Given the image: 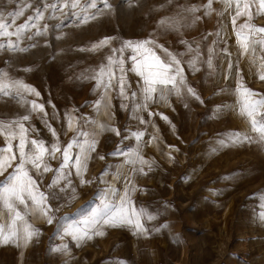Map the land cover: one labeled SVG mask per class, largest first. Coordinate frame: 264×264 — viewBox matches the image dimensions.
<instances>
[{"label": "rangeland", "instance_id": "374dc122", "mask_svg": "<svg viewBox=\"0 0 264 264\" xmlns=\"http://www.w3.org/2000/svg\"><path fill=\"white\" fill-rule=\"evenodd\" d=\"M73 2L0 0V23L8 24V31L35 17L37 10L42 13L19 38L0 37L5 45L0 47V83L22 82L40 94L22 89L18 94L16 87L0 91V125L28 115L24 123L30 138L48 145L54 137L45 120L56 130L61 147L76 130L96 141L95 150L83 154L80 175L70 169L71 184L60 178L49 188L60 153L48 161L53 171L42 176L29 166L39 190L54 192L57 198L49 197L43 205L29 200L27 208L17 205L23 220L16 228L22 233L30 225L36 234L27 242H0V264H264V140L240 114L235 94L240 78L264 94V49L259 44L247 51L241 47L231 23L233 9L224 0H213L207 14L208 0H107L110 7L96 0L97 8L88 7L92 0H76L75 8ZM65 3L69 6L62 7ZM193 7L199 10L190 11ZM252 12L250 21L247 16L237 20V28L246 21L264 27V15L255 8ZM106 37L114 38L110 45L91 50ZM9 39L16 48L7 46ZM145 39L181 60L185 84L179 94H157L145 107L139 78L131 72L127 100L119 96L118 87L107 93L96 88L92 77L107 64L112 49L125 40ZM154 50L167 58L160 47ZM130 67L127 62L125 68ZM32 101L43 104L44 112L32 111ZM66 114L72 117L71 129ZM133 133L142 135L136 139ZM233 133L252 140L232 143ZM84 140L83 135L77 138L78 143ZM4 145L5 136L0 135V147ZM117 150L120 155H110ZM78 151L73 149V161ZM137 154L148 163L141 164ZM16 163L18 158L13 167ZM126 190L137 211H143L144 234L103 223ZM97 210L100 222L85 224ZM13 215L0 200L5 233ZM74 232L81 238H74Z\"/></svg>", "mask_w": 264, "mask_h": 264}, {"label": "snow or ice", "instance_id": "6c2138e0", "mask_svg": "<svg viewBox=\"0 0 264 264\" xmlns=\"http://www.w3.org/2000/svg\"><path fill=\"white\" fill-rule=\"evenodd\" d=\"M213 0H208L205 5L206 14L212 8ZM104 7H110L107 0H102ZM227 8L233 9V14L231 15V23L233 25V30L237 36L238 42L241 47L247 51L249 47H253L259 44L262 49H264V27H254L249 22L239 25L237 28V20L242 16H247L250 21L253 15V8H255L258 15H264V0H224ZM69 5L65 3L62 7H68ZM77 6L76 0L72 3L71 7L75 8ZM47 7V6H46ZM54 10L56 5H51ZM91 8H97L96 0H92V3L88 5ZM199 9L193 7L190 11L195 12ZM15 15V14H14ZM74 17L79 18L73 13ZM42 13L37 10L35 17H29L28 21L20 25L14 32L8 31L9 25L6 23H0V37L16 36L19 38L23 30L29 28L33 20L41 18ZM89 16H84V20H88ZM164 24V21H161ZM245 30L247 32L245 33ZM41 33L37 31L36 35ZM219 36L220 33L218 32ZM32 37H29L31 39ZM112 37H106L99 41L97 44L92 46L93 51L103 48L111 44ZM181 43H185L181 41ZM5 45L0 44V47ZM7 46L9 48H16L17 45L13 43L11 39L8 40ZM155 47H160L166 55V59H162L161 56L157 55L154 50ZM191 50V45H189ZM227 52V49H224ZM130 52L131 54L125 59V53ZM210 54L212 50H209ZM113 55L107 58V64L101 65L99 71L92 78L96 80V88L103 89L104 93H107L109 89L118 87V94L124 100H127L128 91L130 88V82L127 80L128 72L134 73L139 79L137 81V87L140 96L143 99L144 106L151 101L157 94L162 98L165 93L175 92L179 94L181 88L185 84L184 70L181 65V60L177 58V54L169 52L167 49L163 48L161 45H156V42L152 39L145 40H125L121 42L120 47L112 49ZM127 62L131 63L130 68H125ZM190 66L195 68V65L190 61ZM208 66L212 67L211 55L207 61ZM232 64L229 61L228 71L231 72ZM198 70V69H197ZM264 79V76L260 77ZM228 79V76H225ZM113 80L116 81V85H113ZM10 87H16L17 93L19 94L21 89L25 92L33 93L39 97V92L29 85L23 84L22 82H15L13 84L0 83V91L8 89ZM187 91L196 95L192 88H188ZM235 94L238 97V106L241 115H246L250 119L252 131L258 133L260 138L264 140V121L258 120L257 117H264V94L257 93L243 83V79L240 78L237 81V86L235 89ZM133 99L136 98L137 92L133 91L131 93ZM199 99L198 96H196ZM104 96H101V100ZM98 107L100 100L95 102ZM32 111L44 112V105L39 104L36 101L31 103ZM122 109H126L127 105L122 103ZM149 115H152L149 113ZM47 113H45V117ZM69 128H72V117L67 115ZM163 118V117H162ZM30 117L28 115L23 116L19 120L13 121L7 125H0V135L5 136V145L0 147V177H4L2 181V187H0V200L4 202L5 207L14 213L11 219V226L7 233H5L4 228L0 225V242H19L23 239L25 242L31 240V238L36 234V230L32 229L30 225H26L23 232L16 228V223L19 220H23L21 212L18 210L17 205H24L25 208L28 206V201L30 200L33 204L43 205L51 197V199H56L57 195L54 192H49L45 194L39 190L37 181L29 174V166L35 169L38 175H43L53 171L51 165L48 163L49 160L57 159V153H60V167L55 169L56 178L53 180L49 188H55L57 186L58 180L60 178L68 180L71 184L69 177L71 176V168L76 169L77 175H80V170L83 165L85 156L83 155L86 151H94L96 146L95 140L88 139L87 132H81L76 130V136L73 137L65 146L61 147L59 142V136L56 130L44 121L45 126L49 129L52 136L54 137V142L51 145L46 144L44 140L30 138V129L25 126V121H28ZM143 123V120H141ZM35 131V129H31ZM119 136V130L113 129ZM83 135L85 140L83 143H78L77 138ZM142 134L133 133L136 139H139ZM124 139H128L125 136ZM18 141L13 146V141ZM251 136H241L239 133L232 134V143L247 141L251 142ZM73 149H78L79 151L75 153L76 159L73 161ZM121 153L117 150L116 152L110 154L112 156H118ZM19 160V163L14 162ZM137 158L141 164H146L148 161L144 160L142 157ZM129 163H135L133 160H129ZM12 169L8 172V169ZM142 171V169H140ZM5 173H8L5 175ZM83 183V180L81 181ZM64 189H60L63 191ZM115 195V193H112ZM107 207V205H105ZM50 210V209H49ZM143 211H137L133 206V202L130 198V190H126L124 196L119 198V203L116 205L115 210L110 212L108 216L103 220L104 224L110 226H128L136 230L138 234H144L147 229L141 223V216ZM264 215V214H262ZM98 210L93 213L91 221H85V224H96L100 221L97 220ZM49 223L52 220L49 219ZM87 233H85L86 235ZM74 238L80 239L81 237L77 233H72Z\"/></svg>", "mask_w": 264, "mask_h": 264}]
</instances>
